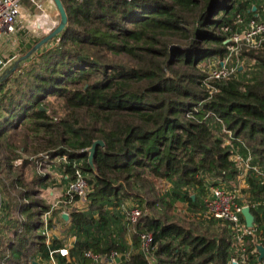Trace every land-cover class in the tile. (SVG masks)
Here are the masks:
<instances>
[{
    "label": "trees",
    "instance_id": "1",
    "mask_svg": "<svg viewBox=\"0 0 264 264\" xmlns=\"http://www.w3.org/2000/svg\"><path fill=\"white\" fill-rule=\"evenodd\" d=\"M60 1L61 33L0 80V193L10 221L0 264H29L36 252L48 257L40 231L49 206L39 193L49 177L28 181L26 174L56 160L63 175L81 169L89 185L86 210L68 215L77 264H91L86 252H115L118 264H232L229 225L191 212L202 210L210 186L238 190L232 155L249 152L264 175V44L241 53L254 62L249 79L238 71L207 81L201 66L229 54L237 18L264 17V0ZM39 40L19 45L13 63ZM97 140L104 147L92 169L87 150ZM163 183L170 188L162 192ZM239 193L249 196L239 194L253 216L240 264H264L253 252L264 245L261 178L248 174ZM125 202L148 214L120 226ZM141 232L153 236L148 256Z\"/></svg>",
    "mask_w": 264,
    "mask_h": 264
},
{
    "label": "built area",
    "instance_id": "2",
    "mask_svg": "<svg viewBox=\"0 0 264 264\" xmlns=\"http://www.w3.org/2000/svg\"><path fill=\"white\" fill-rule=\"evenodd\" d=\"M24 2H28L39 11H42V8H44L42 0H0V41L4 37H13L15 35L17 22L23 16L22 5ZM48 2L53 5L52 0H48ZM56 25L57 23L53 22L48 28L54 29ZM236 25L238 26V30L232 33L228 40L230 42L229 54L225 58L217 60L216 67L209 65L207 69H205L207 81L226 80L236 76L238 71L242 68L238 65L242 51L258 50L263 46L264 17H255L247 21L238 17ZM40 28L43 29L42 27ZM53 29H48V33ZM17 56L18 55H12L6 61L0 59V75ZM206 87L214 91L209 84H207ZM216 120L220 123L218 119ZM223 133L228 138L226 143L229 144L232 139V133L225 129ZM231 159L239 170V175L237 176L239 187L246 186V178L250 173H254L261 178L264 184L263 172L257 165L252 164V156L249 152H247L244 157L238 154L232 155ZM63 179L66 181V187L62 196L59 199L44 200L49 206V210L44 216V223H47L56 211L61 210V214L69 215L73 210L83 211L88 206L87 194L89 192V185L83 171L79 168H75L72 177L70 175H63ZM167 187L170 188V185L167 184ZM238 199H240L239 189H226L221 185L219 187L210 186L208 188V195L203 200V208L200 211L201 215L207 218L219 220L229 225L230 232L236 243L237 253L236 257L232 259V264H240V262L245 259V248L243 243L244 237L249 234L248 228L242 224L239 219V216L242 215V209L244 207H249V205L246 203H242L241 205L238 204ZM119 209L122 210L125 221L131 226L137 223L142 216L148 214L147 210L143 211L136 203L125 202ZM2 215V196L0 193V218ZM137 235L141 251L144 255L148 256L150 246L153 242L152 234L141 232ZM256 244L260 243L257 242ZM253 252L257 254L255 249ZM54 254H58L60 257L66 258L67 260L69 259V250L67 248L50 251L49 258L52 264H56L53 256ZM84 256L92 261L91 264H114L116 260L119 259V256L115 252H111L108 258L94 255L91 252H86Z\"/></svg>",
    "mask_w": 264,
    "mask_h": 264
},
{
    "label": "rangeland",
    "instance_id": "3",
    "mask_svg": "<svg viewBox=\"0 0 264 264\" xmlns=\"http://www.w3.org/2000/svg\"><path fill=\"white\" fill-rule=\"evenodd\" d=\"M43 4H44V8H42V11H39V10L38 11H35V10L27 11L26 10L25 15H23L17 22L15 35L13 37H4L0 41V59L6 61L12 55H19L20 54V52L18 51L19 50V45L21 46V44L22 45L25 44L24 45V48H25V46H29V44H31L34 40H39L42 37H44L45 35L49 34L50 32L48 33V29H53V28L43 27V29H41L40 27H36V25H35L37 23V20L38 19L41 20L44 17V15L47 14L49 16V18H51L52 13H54L55 14L54 18L56 19L55 22L58 23L59 16H58L57 10H55L53 5L50 4L48 2V0H44ZM24 7L26 8V6H24ZM216 62H217V60H210L206 64H203L201 66V68L202 69H207V66H209V65L216 67L217 66ZM11 63H13V60L10 62L9 65H11ZM238 65L240 67H242L241 69H243V67H244L243 71L239 70V71L242 72L241 78L249 79V77H251L254 74V72H255L254 62L249 61L247 58L240 59L239 62H238ZM55 163L58 166V164H57V163H59L58 160H56L54 162V164ZM54 164H52V165H54ZM40 165L41 166H39L37 168H33L31 166L28 168L27 174H26V178H28V181H30L36 175L40 176L39 173H43L45 176H48L49 180L52 179V177L50 175L52 173H54L53 170H51L50 168L48 170V168L44 164H40ZM55 170L56 169H54V171ZM49 182L51 183L52 181H49ZM34 187L36 188L37 185H35ZM48 187H49V190L51 188H53V186H51V185H48ZM168 188L169 187H167V184L163 183L161 191L163 192L164 190H167ZM238 189H239V192H240L241 190L246 189V187H241L240 186ZM239 194L242 195L244 199L245 198L247 199V197H249L247 194H244V195L241 194V193H239ZM241 201H242V203H246L247 204V202L245 200H244L245 202L243 201V199H241ZM191 213L193 215H196V216H194L193 219H195V218L198 219L199 217H202V216H200L201 212H197V213L196 212H191ZM119 215L123 218V220H119V225L120 226L121 225L125 226V222H126L125 221V216L122 213L121 209H119ZM120 221H121V223H120ZM194 222H196V221H194ZM235 249H236V247H235Z\"/></svg>",
    "mask_w": 264,
    "mask_h": 264
},
{
    "label": "crops",
    "instance_id": "4",
    "mask_svg": "<svg viewBox=\"0 0 264 264\" xmlns=\"http://www.w3.org/2000/svg\"><path fill=\"white\" fill-rule=\"evenodd\" d=\"M42 2L44 3V0H42ZM24 6L25 4L22 5V12H23L22 15H25L26 10L29 11V8L27 6L25 8ZM54 17L55 14L52 13L50 22L46 24L44 27H49L53 22H55L56 19ZM46 167L48 168V170L50 168L54 172L50 175L52 179H50L49 181L52 182L50 183L48 181V185L53 186V188L49 190V187L47 186V188L40 190L39 198L43 201L44 200L49 201L51 199H59L64 193L66 187V181L63 179V173L61 169L56 165V163L54 165H52V163L51 165L48 164L46 165ZM54 169L56 170L54 171ZM68 220L69 218L67 220L62 218L61 210H59L51 216V219H49L47 223H44V228L41 229L40 232H42L43 230L46 234V238H47L46 245L49 248L48 249L49 252L56 248L58 249L67 248L68 250L71 249L75 238L70 229V223ZM9 223H10L9 219L3 214L2 217L0 218V243H4V240L10 236V233L8 231ZM125 239L127 240L128 243H130V233L126 234ZM2 247L3 245H0V249H2ZM33 256H34L33 260H31L29 264H52V261L49 258V254L48 257H43V254L36 252ZM65 260L67 261V263H70L73 259L70 258V254H69V259L67 260L65 258ZM73 262L74 264H77V262H75L74 260ZM55 263L57 264L60 262L58 259H55ZM118 263L119 261H116L114 264H118Z\"/></svg>",
    "mask_w": 264,
    "mask_h": 264
},
{
    "label": "water",
    "instance_id": "5",
    "mask_svg": "<svg viewBox=\"0 0 264 264\" xmlns=\"http://www.w3.org/2000/svg\"><path fill=\"white\" fill-rule=\"evenodd\" d=\"M52 2L59 16V21L56 27L49 34L45 35V37L41 38L27 53H25V55L19 57L9 68L5 69L2 75L0 76V80H2L6 75H9L10 73L14 72L17 66L21 62L25 61L28 57L34 54L38 49L44 46L47 42H49L51 39L59 35L61 31L64 29L66 22H67V17H66L65 10L62 6V3L60 0H52ZM98 147H101V148L104 147V143L100 140L94 141L92 145L90 146V148L87 150V162L92 169H94L93 160L95 158ZM241 213L244 218L246 227L252 228L253 216L250 213L249 207H244ZM62 218L67 220L68 215L62 214ZM255 250L258 254V260L260 261L261 259L264 258V246L262 244H256ZM120 259H123V257H121ZM116 261H119V259H117Z\"/></svg>",
    "mask_w": 264,
    "mask_h": 264
},
{
    "label": "bare ground",
    "instance_id": "6",
    "mask_svg": "<svg viewBox=\"0 0 264 264\" xmlns=\"http://www.w3.org/2000/svg\"><path fill=\"white\" fill-rule=\"evenodd\" d=\"M40 19L37 20V23L35 24L36 27H44L46 24L50 22L49 16L46 14L44 17L39 21ZM34 25V24H33Z\"/></svg>",
    "mask_w": 264,
    "mask_h": 264
}]
</instances>
